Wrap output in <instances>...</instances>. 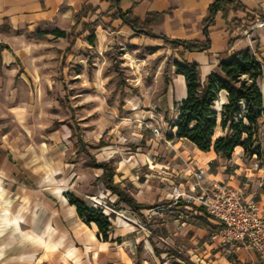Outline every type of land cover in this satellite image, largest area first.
I'll use <instances>...</instances> for the list:
<instances>
[{"label": "crops", "instance_id": "crops-1", "mask_svg": "<svg viewBox=\"0 0 264 264\" xmlns=\"http://www.w3.org/2000/svg\"><path fill=\"white\" fill-rule=\"evenodd\" d=\"M212 1L214 0H119V7L125 12L130 9L133 16L141 20L149 18L150 28L155 33L173 38L203 39L205 31L201 22L207 16ZM239 1L244 8L230 10L226 16L217 13L207 25L210 44L206 51L186 50L182 57L177 54L179 60L197 62L201 78L215 69L217 53L227 47L230 38V51L249 47L258 58L264 59V0ZM113 10L106 0H0V43L4 44L0 48V89L23 83L26 76L23 64L32 60L39 46L45 48L44 51L49 55L59 51L62 57L72 39L73 46L81 39L87 42L83 38L85 32L75 38H66L53 34V29L69 32L76 23L73 30V34H76L83 21H98L99 13L104 11L109 13L110 18ZM234 17L242 20L245 26L250 23L254 25L257 19L263 21V25L253 26L247 38L234 25ZM115 20L121 26L131 28L128 24H121L120 19ZM172 49L177 53L178 48ZM61 57L60 64L63 66L66 62H62ZM172 67L171 90L167 97L170 98L169 107L173 109L174 117L170 132L174 133L172 123L177 118L176 105L186 94V84L183 75L175 72L173 62ZM61 80L63 81L60 78ZM167 80L164 75L165 84ZM260 87L264 101V70ZM225 100L226 92L220 91L215 108L218 109ZM219 119L218 116L212 142L225 133ZM163 140L164 142L147 143L142 152L138 153L137 160L131 165H123L120 172L116 170L121 163L111 160L114 165V181L121 185V179H125L138 187L146 183L147 179L138 181V175L131 171L135 164L148 161L153 168L168 163L176 166L178 155L185 158V150H178L179 146L190 147L194 164L207 167L206 179L227 181L240 188L245 198L252 199L259 211L264 213V165L253 166L252 150L236 145L229 157H223L214 151L212 144L208 150L202 151L182 137H174L171 142ZM98 141H83L86 143L84 148L97 161L105 160L106 158L98 159L89 150L92 147L90 145ZM101 141L103 145L92 148L106 146V142ZM68 145L65 142L62 148L66 150ZM16 147L14 141L4 140L0 135V264H189L169 247L161 249L149 235L132 231L127 225L113 220L109 214L106 215L111 228L106 239L98 235V227L94 221L86 222L79 216L62 183L49 182L56 177L64 180L66 175L71 180L74 176L71 171L74 172L78 186L72 193L81 200L95 186L105 187L101 178L102 168L94 166L87 153L78 146L76 150L83 151L88 158L87 163L82 166L75 163L67 166L62 156L52 160L44 154H34L29 149L18 151ZM158 154L165 157L158 159ZM182 169L183 166L172 167L173 171ZM186 172L189 173V169ZM191 183L180 186L188 188ZM105 190L109 192L106 187ZM128 192L139 202L154 203L168 199L151 202L148 199H138L134 192ZM110 194L116 200V195ZM120 204L126 205L124 202ZM90 206H93L92 203ZM179 206H192L197 219L194 217L191 221L182 220L179 228L171 226L170 236L166 238L172 244L169 246L202 264H261L256 251L251 248L242 247L233 253H224L219 242L209 237L218 221L202 207L187 203Z\"/></svg>", "mask_w": 264, "mask_h": 264}, {"label": "rangeland", "instance_id": "rangeland-1", "mask_svg": "<svg viewBox=\"0 0 264 264\" xmlns=\"http://www.w3.org/2000/svg\"><path fill=\"white\" fill-rule=\"evenodd\" d=\"M95 27L93 43L78 40L65 57V65L60 64L59 51L49 55L39 46L32 60L23 64L27 72L23 83L0 89V135L14 141L18 151L29 149L52 160L62 156L67 166H82L88 161L83 151L76 150L77 146L80 149L78 136L86 143L101 139L106 146L89 150L98 159L120 162L116 170L120 172L123 165L137 160L147 143L173 140V109L167 93L171 90L172 62L179 58L176 50L160 39L152 40L121 26L106 11L99 13ZM154 127L161 131L158 137ZM65 142L69 143L66 150L62 148ZM189 148L179 146L178 150H185V158L178 155L176 166L168 163L153 168L148 161L135 164L131 171L138 175V181L147 179L146 183L135 187L131 181L121 179V186L134 192L138 199L172 200L174 185L192 182L196 164ZM255 148L253 143L251 149ZM158 155V159L165 157ZM253 158L259 159L254 152ZM177 166L183 169L173 171L172 167ZM71 175L75 176L74 172ZM74 176L71 180L69 175L64 180L56 177L49 182L62 183L65 190L72 192L78 186ZM92 194H106L109 204L115 201L103 185L85 193L83 200L88 205L92 202L87 195ZM142 213L147 225L125 204L109 215L132 231L149 235L161 249L172 245L166 239L171 226L179 228L182 220L197 219L192 206L181 208L173 202L144 209Z\"/></svg>", "mask_w": 264, "mask_h": 264}, {"label": "trees", "instance_id": "trees-1", "mask_svg": "<svg viewBox=\"0 0 264 264\" xmlns=\"http://www.w3.org/2000/svg\"><path fill=\"white\" fill-rule=\"evenodd\" d=\"M109 2V8H113L110 19H120L121 24H128L131 28H144L146 32L139 34L156 40L160 39L163 44L172 48H178L179 57L184 55L186 50L190 51H206L209 48L210 36L207 25L213 21L214 16L220 13L226 16L230 10L244 8L239 0H214L209 4L208 14L202 20L204 26L203 39H181L173 38L165 34L155 33L150 28V19L143 20L133 16L131 10L122 11L119 7V0H106ZM234 25L240 30L245 26L242 20L234 17ZM97 19L91 21H83L80 29L76 34L73 30L76 23L71 27L69 32L60 29H53L51 32L56 36H66V38H75L85 32L83 38L92 44L95 39V25ZM40 37V36H39ZM73 39L62 53V62L70 53L73 46ZM232 39L227 42V47L217 53L218 62L215 69L210 71L204 78H201L198 72V63L194 61H186L184 59H176L173 61L175 72L183 75L186 84V94L177 103V118L172 123L175 132L171 133L172 137H182L191 142L197 149L206 151L210 145H213L215 152L220 153L223 157H229L234 147L241 145L245 150H252L257 157L264 161V101L260 87V77L264 70V59L258 58L249 47L230 51ZM4 44L0 43V48ZM168 62L166 59L165 66ZM226 92V100L223 101L218 109L215 108V101L219 100V92ZM219 116V124L225 129L223 135L217 136L211 141L214 128L217 124ZM246 134L241 137L242 134ZM77 144L80 149L87 153L91 163L102 168L101 178L109 193L116 195L113 205L118 208L120 203L124 202L134 212L139 214L145 225L146 220L141 212L142 209H149L156 206H166L171 204L173 200L166 199L159 202L148 203L137 201L126 188L114 181V165L111 160L97 161L91 153L84 148L82 139L77 137ZM255 143L256 148L251 149V145ZM263 143V145H262ZM103 145L99 140L92 147ZM69 200L75 204L77 213L86 222L94 221L98 227V235L106 239L111 228L108 216L103 214L100 209L88 205L67 191ZM186 204L185 201L179 199L176 204ZM193 205V204H192Z\"/></svg>", "mask_w": 264, "mask_h": 264}, {"label": "built area", "instance_id": "built-area-1", "mask_svg": "<svg viewBox=\"0 0 264 264\" xmlns=\"http://www.w3.org/2000/svg\"><path fill=\"white\" fill-rule=\"evenodd\" d=\"M263 25L257 19L242 29V34L249 37L253 26ZM154 134H160L157 127L153 128ZM260 159L253 161L254 167H263ZM207 167L196 166L192 171L193 181L188 188L174 185L171 191L173 203L182 199L187 204H196L206 213L218 221V225L210 232V239L217 240L224 250L230 254L242 247L256 251L259 261L264 264V213H261L252 199H247L244 192L227 181L214 178L206 179ZM109 193V192H108ZM107 194V193H106ZM87 195L93 207L100 209L103 214L117 212L113 203H108L107 195ZM161 207V206H156ZM171 251L178 254L189 264H202L192 259L179 249L168 246Z\"/></svg>", "mask_w": 264, "mask_h": 264}, {"label": "water", "instance_id": "water-1", "mask_svg": "<svg viewBox=\"0 0 264 264\" xmlns=\"http://www.w3.org/2000/svg\"><path fill=\"white\" fill-rule=\"evenodd\" d=\"M132 29H134L137 32H146V29H144V28L139 29V28L132 27ZM203 30H204V28H203Z\"/></svg>", "mask_w": 264, "mask_h": 264}]
</instances>
